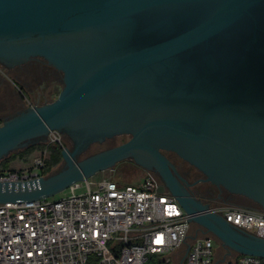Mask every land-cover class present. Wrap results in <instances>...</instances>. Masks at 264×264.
<instances>
[{"label": "water", "instance_id": "water-1", "mask_svg": "<svg viewBox=\"0 0 264 264\" xmlns=\"http://www.w3.org/2000/svg\"><path fill=\"white\" fill-rule=\"evenodd\" d=\"M34 55L63 86L2 120L0 160L51 131L68 147L49 175L0 181V203L54 196L130 159L221 246L264 258V239L184 192L162 152L264 210V0H0V61ZM118 134L130 138L78 159Z\"/></svg>", "mask_w": 264, "mask_h": 264}, {"label": "built area", "instance_id": "built-area-1", "mask_svg": "<svg viewBox=\"0 0 264 264\" xmlns=\"http://www.w3.org/2000/svg\"><path fill=\"white\" fill-rule=\"evenodd\" d=\"M48 143L63 147L55 135ZM43 165L38 158L32 169H0V181L43 176ZM62 192L59 198L0 203V264H88L90 256L95 264H215L214 237L190 236L188 214L151 170L138 184L88 178ZM209 210L264 239L263 211ZM218 264L263 263L257 256L224 254Z\"/></svg>", "mask_w": 264, "mask_h": 264}, {"label": "flooded vegetation", "instance_id": "flooded-vegetation-1", "mask_svg": "<svg viewBox=\"0 0 264 264\" xmlns=\"http://www.w3.org/2000/svg\"><path fill=\"white\" fill-rule=\"evenodd\" d=\"M9 80L11 82H9ZM21 80L24 81L26 85L38 83L39 86L36 87L34 93H30L25 89V86L20 83ZM10 83H12L15 88L11 86ZM52 85L60 86V90L62 89L63 72L49 63L48 60L42 56H29L21 62H15L12 64L0 61V123L4 118L27 107L41 105L54 100L52 95L55 91L52 88ZM15 89L19 93L17 96L14 94ZM60 90H58V93ZM124 135L128 136L126 140L130 138V135L128 134L114 135L110 138L104 139L102 142L90 143L85 150H88L94 144H102ZM73 146L74 143L71 148H73ZM162 152L170 161L171 172L176 177L180 187L192 198L200 201L202 204L208 205L209 207L213 205H226L225 203L236 199L237 194L230 193L222 186L206 180V175L200 169L183 159L175 151L164 149ZM138 167L144 170V172L147 170L139 165ZM151 171L157 176L163 189H166L159 174L155 170ZM248 200L257 205L252 200ZM191 225L193 226L197 224L191 223ZM199 229L202 232H207L200 226Z\"/></svg>", "mask_w": 264, "mask_h": 264}, {"label": "rangeland", "instance_id": "rangeland-1", "mask_svg": "<svg viewBox=\"0 0 264 264\" xmlns=\"http://www.w3.org/2000/svg\"><path fill=\"white\" fill-rule=\"evenodd\" d=\"M9 82H11V81L9 80ZM20 83H22L25 86V89L27 91H29L30 93H34L36 90V87L39 86L38 83H31L30 85H28V84L26 85L25 82L22 80L20 81ZM10 84H11V86H13L12 83H10ZM52 88L55 91L54 94L52 95V97H53V99H55L57 97L58 90H60L61 87L56 86V85L55 86L52 85ZM14 94L16 96L19 94L18 91H16V89L14 91ZM32 98H33V96H32ZM54 135L56 137L60 138V141L62 142L63 146L68 147V143L66 141L62 140V134L60 131H54V132L51 131L47 135L48 139H43V140L41 139V140H36V141H39L42 143H47V142L51 141V138H53ZM127 138H128V136L124 135V136L118 137L114 140H109V141L102 143V144H94L88 150H84L83 153L78 156V159H81V158H83V157H85L91 153L97 152L101 149L111 147L115 144L123 142ZM21 149H23V148H20V149L14 150V151H18ZM14 151H12V152H14ZM12 152H10V153H12ZM10 153L8 155H10ZM45 155H46L45 152H43L41 150H36L25 158H15L14 160H12L9 163V169H13V170L32 169L34 167L35 160H37L38 158H42L44 160ZM145 175H146V172H144V170H142L140 167H138L137 164H135L130 159H125V160H121L120 162H118L113 167V169H106L104 171H99L95 175L91 176L90 178L92 180H95V181L106 178V179H115V180H118V181L123 182L125 184H138ZM62 195H63V192H59V193L55 194L54 196H51V198H59ZM225 204L227 206L245 207V208L260 210V211L264 212V210L259 208V206L255 205L254 203L249 201L244 196L241 197L239 195H236V199L234 201H230V202H227ZM190 236L194 237V236H213V235L208 233V232H202L199 229L198 225H193L191 228ZM214 251H215V253H217V255H216L217 258H222L224 254H227L229 258H234V256L236 255L235 252L229 251L225 247L221 246L220 242L216 238H214Z\"/></svg>", "mask_w": 264, "mask_h": 264}, {"label": "trees", "instance_id": "trees-1", "mask_svg": "<svg viewBox=\"0 0 264 264\" xmlns=\"http://www.w3.org/2000/svg\"><path fill=\"white\" fill-rule=\"evenodd\" d=\"M36 150H41L46 153L44 158V165L42 167V175L47 176L54 171V168L62 162V146L58 143H33L27 147L14 151L10 155L2 158L0 160V169L6 170L9 169V163L15 158H25L29 156L32 152ZM13 170V169H11ZM236 254L235 256H237ZM234 256V257H235ZM95 257L90 256L88 264H95ZM262 263L264 264V258H261Z\"/></svg>", "mask_w": 264, "mask_h": 264}, {"label": "crops", "instance_id": "crops-1", "mask_svg": "<svg viewBox=\"0 0 264 264\" xmlns=\"http://www.w3.org/2000/svg\"><path fill=\"white\" fill-rule=\"evenodd\" d=\"M221 259H222V258H217V257H216L215 262H219Z\"/></svg>", "mask_w": 264, "mask_h": 264}]
</instances>
